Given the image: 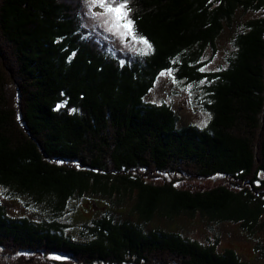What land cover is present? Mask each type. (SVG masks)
Listing matches in <instances>:
<instances>
[{
	"label": "trees",
	"instance_id": "16d2710c",
	"mask_svg": "<svg viewBox=\"0 0 264 264\" xmlns=\"http://www.w3.org/2000/svg\"><path fill=\"white\" fill-rule=\"evenodd\" d=\"M128 7L136 33L152 45L137 58L113 55L88 32L85 0H0V188L46 217L14 218L0 202V251L65 258L61 264H252L219 253L218 241L202 245L145 225L156 215L200 214L249 232L262 227L264 17L236 34L225 70L202 69L226 27L240 12L264 11V0ZM166 72L206 84L208 127L181 126L172 107L146 102ZM217 176L232 179L235 191L188 186ZM133 194L140 223L116 217V209L73 232L66 222L80 199L112 205Z\"/></svg>",
	"mask_w": 264,
	"mask_h": 264
},
{
	"label": "rangeland",
	"instance_id": "374dc122",
	"mask_svg": "<svg viewBox=\"0 0 264 264\" xmlns=\"http://www.w3.org/2000/svg\"><path fill=\"white\" fill-rule=\"evenodd\" d=\"M89 5V8H88ZM87 6V7H86ZM102 8L95 6L92 0H85V8L83 16L85 18V28L88 32L97 35L101 41L108 43L113 55L119 54L123 57L137 58L145 54L141 53V49L145 46L139 43L131 36H119L113 32H109L104 25L103 20L97 16L101 13ZM264 17V11L258 13H239L235 24L232 28L226 27L225 33L218 41L215 50L209 49L203 58L204 69L206 73H219L225 70L229 65V59L235 51V37L238 32L244 29V25L249 20H254ZM150 53V52H149ZM148 53V54H149ZM147 55V54H146ZM206 84L201 83L200 87H193L185 83H179L173 73H164L158 79L157 84L147 97L146 102L155 103V105L170 106L178 113L182 120L181 126L194 125L204 129L212 122V116L207 111V106L210 105L209 93L205 90ZM146 180L151 178V175H143ZM162 182V180H154L152 183ZM188 186L193 190H212L217 187L231 188L233 187V180L217 176L214 179L188 180ZM233 182V183H232ZM136 194L131 198H127L125 202L113 203L110 205L102 200L96 203L90 199L79 200L77 203H72L65 211L67 217L66 222L70 226V230L81 229L83 224L88 221H93L99 218V215L111 209H116L115 216L121 219H131L135 222L140 221L139 212L136 209ZM26 204L31 203L27 198ZM0 202L5 206L4 208L10 216L17 217H31L34 221H40L45 217L44 212H36L28 207L21 198L12 196L11 191L0 188ZM102 212V213H100ZM46 218V217H45ZM147 231L162 227L168 231L178 232L183 234L186 238L202 245L215 244L218 241L219 253L228 250L234 251L243 262L252 264H264V218L262 227L253 232H249L238 223L223 222L217 223L210 221L207 217L200 214H195L193 217L185 215L179 216L175 219H167L156 215L151 224L145 225ZM72 234V233H70ZM76 235V234H75ZM73 235V236H75ZM77 237H79L77 235ZM0 251V264H61L65 258H55L49 256L44 258L42 255H16L14 257L3 256ZM67 261V260H66ZM61 262V263H60Z\"/></svg>",
	"mask_w": 264,
	"mask_h": 264
},
{
	"label": "snow or ice",
	"instance_id": "6c2138e0",
	"mask_svg": "<svg viewBox=\"0 0 264 264\" xmlns=\"http://www.w3.org/2000/svg\"><path fill=\"white\" fill-rule=\"evenodd\" d=\"M92 3L103 9L101 13H97V16L103 20L109 32L136 39L145 46L140 50L142 54L152 51L151 43L136 33L135 21L131 18L132 9L128 7L130 0H92Z\"/></svg>",
	"mask_w": 264,
	"mask_h": 264
}]
</instances>
